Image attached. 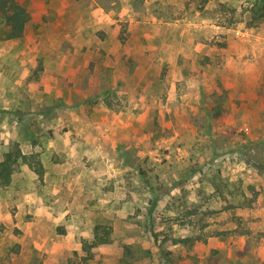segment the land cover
<instances>
[{
    "label": "rangeland",
    "instance_id": "1",
    "mask_svg": "<svg viewBox=\"0 0 264 264\" xmlns=\"http://www.w3.org/2000/svg\"><path fill=\"white\" fill-rule=\"evenodd\" d=\"M17 1L0 161L18 148L44 173L0 185V264H264L253 0ZM98 224L112 241L88 258Z\"/></svg>",
    "mask_w": 264,
    "mask_h": 264
},
{
    "label": "trees",
    "instance_id": "2",
    "mask_svg": "<svg viewBox=\"0 0 264 264\" xmlns=\"http://www.w3.org/2000/svg\"><path fill=\"white\" fill-rule=\"evenodd\" d=\"M250 2V1H249ZM251 20L247 22L249 27L257 26L264 21V0H253L249 11ZM30 20L28 11L17 0H0V25L3 26V33L0 40H14L21 38L25 27ZM37 155H27L20 149L8 151L3 155L0 161V185L6 187L10 185L12 175L16 167L21 164H27L39 176L44 173L42 164L36 159ZM112 235V227L109 225L98 224L94 229V238L89 243L82 242V249L87 253L88 258L92 257V249L103 244H109ZM185 241H195L186 238Z\"/></svg>",
    "mask_w": 264,
    "mask_h": 264
}]
</instances>
